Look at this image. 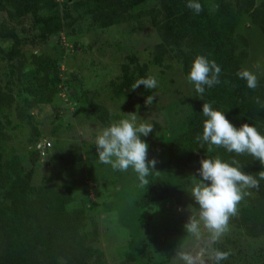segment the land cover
Returning <instances> with one entry per match:
<instances>
[{
  "label": "trees",
  "instance_id": "1",
  "mask_svg": "<svg viewBox=\"0 0 264 264\" xmlns=\"http://www.w3.org/2000/svg\"><path fill=\"white\" fill-rule=\"evenodd\" d=\"M196 2L202 7L199 13L186 6L188 0H72L66 6L64 3L61 6L56 0H0V56L7 62L13 56H20L12 49L6 53L8 57H5L2 40L14 37L16 44L21 41L38 43L62 30L74 32V25L81 20H87L89 26L102 27L136 22L141 14H147L159 37L153 53L156 65L163 60L168 51L167 46H176L184 40H191L189 42L192 44L194 39L196 44L192 45L193 52L197 46V51H203L200 55L210 62L215 61L221 68L220 82L210 88L206 86L200 98L194 85L187 96L188 105L180 121L181 131L172 136L165 147L160 146L156 153L154 150L151 152L153 158L148 161L155 159L156 164L145 177L147 184L141 185L132 167L124 171L109 165L110 170L104 171L102 179L104 183L110 184L107 174L112 170L114 199L109 198L101 203L106 210L117 208L119 202L123 208L132 206L142 211L157 203L164 207L168 200L188 205L192 201L187 199V194H191L193 188L202 183L198 171L201 160L220 159L258 181L257 187H247L244 194H241V200L236 204V213L228 219L246 234L258 237L264 235V180L260 179L264 165L247 152H228L223 146L211 145L198 137L202 138L207 119L202 112L204 103L223 112L235 127L248 123L264 135V84L257 82V87L251 89L247 81L237 75L244 70L245 56L249 54L247 36L240 31L244 25L243 17L245 15L250 18L264 31V4L257 5L253 0L247 1L245 5L244 0H212L211 14L203 0ZM148 3L151 4L149 9L144 10V4ZM20 32L24 38H19ZM190 46L188 49H180L183 59L192 60ZM61 59L62 56L42 60L40 68L26 70L22 74L21 82L17 81L19 74L16 75L15 84H7L9 94H2L0 99V150L5 149L3 145L8 139L2 120H8V115L11 116L8 114L12 106L11 91L18 97L20 89L27 93L22 102L25 110L18 117L27 119L28 123H31L33 116L26 108L33 105H52L55 108L54 116L61 118L62 113L57 114L60 107L53 104V101L65 85L75 91L73 94L69 90L67 92L74 102L75 113L82 112L84 107L103 127L118 122L119 116L105 104L96 102L92 96L86 98L89 90L81 91L82 79L76 72L68 74L65 82L62 80L59 66ZM127 59V63L123 61L120 65L121 74L111 80L114 98L129 96L136 90L132 86L138 79L149 77L147 64L138 62L132 54L127 55ZM189 67H184L185 73ZM3 74L8 75L7 72ZM139 89L147 97L151 95L150 89L143 85ZM78 101L80 106L77 105ZM35 133L30 138L35 144L30 150L31 169L26 168L24 158L16 152L8 151L4 158L0 152V264H105L103 252L92 245L97 238V226L90 211L96 208L87 193L84 197L73 195L72 188H69L71 179L59 186L50 182L35 187L30 183L34 165L40 155L36 143L42 138L39 131ZM141 138L148 144V148L154 144V133ZM88 157L95 159L98 152L88 154ZM101 163L98 161V164ZM120 182L125 183L126 194L124 187L122 190L116 188ZM130 185L136 188L130 189ZM147 214L146 219L137 225L141 230L150 227L162 230L167 226L176 233L174 230L180 229L181 223L176 218L167 219L164 216L157 221L151 213ZM216 251L229 253L227 259L219 262L229 264L231 253L223 244H219L218 249L212 252V263L217 264L213 258ZM129 252H132L130 257L136 254L134 251Z\"/></svg>",
  "mask_w": 264,
  "mask_h": 264
},
{
  "label": "rangeland",
  "instance_id": "2",
  "mask_svg": "<svg viewBox=\"0 0 264 264\" xmlns=\"http://www.w3.org/2000/svg\"><path fill=\"white\" fill-rule=\"evenodd\" d=\"M56 1L60 5L66 2ZM203 1L208 12L212 14V0ZM247 1L249 0H244V5ZM253 1L257 5L264 4V0ZM68 2L71 3L72 0L64 3V6ZM150 5L144 4V10H148ZM243 18L244 25L240 31L247 36L249 53L245 56L243 68L252 72L258 83L264 84V31L250 18L245 15ZM97 26H89L87 20H81L74 25V32H70L69 29L62 30L38 43L21 41L16 44L14 37L2 40L1 46L5 57H8L6 53L12 49L20 56L18 58L13 56L10 62L0 56V99L2 94L8 96L7 84H15L16 75L20 74L17 81L21 82L22 74L26 70L40 68L42 60L62 56L59 66L64 82L68 80V74L76 72L82 79L81 91L89 90L86 98L92 96L96 102L105 104L119 116L118 122L122 119L132 120L134 117L136 125L146 124L152 127L154 144L148 148L149 159L153 155L151 154L153 150L156 153L160 146L165 147L170 138L181 131L180 121L188 105L187 96L194 88V84L187 79L191 71L189 66L203 51H197L196 46L193 52L192 45L196 44L194 39L192 44L189 42L191 40H184L176 46L174 44L167 46L168 51L163 60L156 65L153 62V53L159 37L147 14H141L136 22ZM18 36L24 38L21 32ZM189 44L192 60L183 59L180 53V49H188ZM129 54L136 57L138 62L147 64L148 76L154 77L157 81L156 87L150 89V96L153 97L151 105L146 104L147 96L139 88L127 97L114 98L112 95L111 80L121 74L120 65L123 61L127 63ZM184 67L190 68L187 73ZM3 72H7L8 75H4ZM68 90L71 94L75 92L72 87L65 85L53 101V104L60 107L57 114L62 113L61 118L54 116L55 108L52 105L42 107L33 105L26 108L33 116L31 123L18 117L19 113L25 110L22 102L26 99L27 93L20 89L21 94L18 97L11 91L12 106L8 110L11 116L8 115V120H2L8 139L3 145L5 149L0 152L3 158L7 156L8 151L16 152L24 158L26 168L31 169L30 150L35 144L30 138L36 134L35 131H39L42 137L36 143L40 150L39 161L34 165L30 183L35 187L50 182L59 186L65 185L66 181L71 179L72 184L69 188H72L73 195L84 197L87 193L96 208L90 211L97 226V238L92 245L103 252L105 264H187V261L181 258V254L191 256L193 264H214L212 252L218 249L219 244H223L231 253L229 264H264V235L250 236L236 226V223L228 220L227 231L218 240L212 241L211 234L200 221L199 205L191 194H187V199L192 202L184 206L177 204L175 200H168L164 207L157 203L158 205L154 204L142 211L132 206L123 208L118 202L117 208L106 210L101 202L113 198L112 170L107 174L110 184L104 183L102 176L105 170H110V164H98L99 157L95 159L88 157V154L97 152L96 138L106 127L95 118L94 120L91 112L84 110V107H81L82 112L75 113L76 108L67 94ZM204 93L201 95L196 92L199 98ZM77 105L80 106L81 103L78 101ZM121 183L116 185V188L122 190L124 187L126 194L125 183ZM237 187L240 194H244L247 188L239 184ZM135 188L130 185V189ZM147 212L157 221L164 216L167 219L170 217L178 219L181 223L180 229L174 230L176 233L167 226L162 230L158 227H150L151 230L139 229L137 225L146 219ZM192 220L198 222L199 235L190 233L185 227ZM129 251L136 254L130 257L129 254L132 252Z\"/></svg>",
  "mask_w": 264,
  "mask_h": 264
},
{
  "label": "clouds",
  "instance_id": "3",
  "mask_svg": "<svg viewBox=\"0 0 264 264\" xmlns=\"http://www.w3.org/2000/svg\"><path fill=\"white\" fill-rule=\"evenodd\" d=\"M186 6L196 13L202 11L200 3L196 0H188ZM220 72L221 68L215 61L210 62L201 55L195 58L187 79L195 85V91L202 95L205 86L210 88L220 82ZM237 75L247 81L249 88L257 87V78L252 72L241 70ZM140 85L146 89H154L157 81L154 77L140 78L132 88H139ZM152 101L153 97L148 96L146 104L151 105ZM202 112L207 119L204 122L202 138L198 139L211 145L223 146L228 152L234 151L238 154L247 152L264 165V135L255 127L248 123L239 128L235 127L223 112L214 110L208 103L203 104ZM151 132L150 125H136L134 117L132 120L122 119L104 128L96 138L100 162L124 171L132 167L138 174L141 185L147 184L145 177L149 174V169L155 167L156 160L148 161V144L141 137H146ZM198 171L202 183L193 188L191 195L199 205L200 221L211 234V240L216 241L227 231L229 216L236 213V204L241 200L237 185L257 187L258 181L250 174L220 159L201 160ZM260 179L264 180V172L260 174ZM185 227L190 233L199 235L197 221L192 220ZM228 255L227 252L216 251L213 258L219 264L221 260L227 259ZM181 258L187 261V264H193L191 256L181 254Z\"/></svg>",
  "mask_w": 264,
  "mask_h": 264
},
{
  "label": "water",
  "instance_id": "4",
  "mask_svg": "<svg viewBox=\"0 0 264 264\" xmlns=\"http://www.w3.org/2000/svg\"><path fill=\"white\" fill-rule=\"evenodd\" d=\"M44 151H46V149H44Z\"/></svg>",
  "mask_w": 264,
  "mask_h": 264
}]
</instances>
